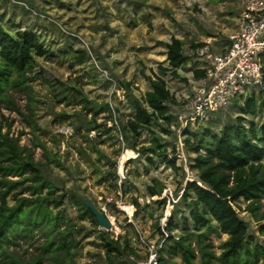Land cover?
<instances>
[{"label":"rangeland","instance_id":"rangeland-1","mask_svg":"<svg viewBox=\"0 0 264 264\" xmlns=\"http://www.w3.org/2000/svg\"><path fill=\"white\" fill-rule=\"evenodd\" d=\"M239 3L240 0H0V23L12 31L35 32L47 50L28 72L27 87L10 91L18 109L0 103L2 132L25 147V154L32 153L34 161L45 165V173L58 186V193L67 191L68 198L61 207L81 229L76 264H134L135 258L147 257L152 245L163 249L161 264H186L180 254H171L167 249L185 236L184 217L193 228L188 208L182 205L173 216L178 224L172 232L174 238L167 241L158 229L161 226L168 235L165 228L174 205L187 181L197 177L190 167L196 153L184 147L182 154L179 148L180 139L188 135L183 134L178 113L198 86L200 77L196 72L202 70L203 63L195 54L196 47L211 42L213 50L220 51L230 43V35L237 29ZM173 38L183 41L187 57L176 73L163 70L170 68L166 45ZM260 61L264 65V54ZM158 76L165 79L174 98L168 103L169 119L153 121L139 130L138 136L128 133V143L120 129L122 121L133 117L127 94L131 91L135 97L145 99L151 88L148 78ZM251 95L257 101V112L248 115L246 121L264 122V89L249 88L227 108L212 113L209 121L190 123L191 131L202 133L210 127L211 134L219 133L241 114L240 106ZM106 103L113 108V119L104 108ZM100 107L103 109L98 110ZM154 139L166 145L178 169L147 150L155 145ZM96 148L101 151L100 157ZM114 169L117 189L114 180L102 178L104 171ZM8 178L18 180L22 176ZM27 185L25 182L18 189ZM149 186L164 188L163 194L151 196ZM15 191L7 198L9 205L15 203ZM23 196L29 197L30 191ZM75 196L77 200L94 201L109 217L112 229L94 224L87 215L81 219L79 202L72 198ZM163 199L165 204L158 202ZM249 203L241 199L237 209L249 225L253 237L250 245L255 246L264 243V221L258 219L264 211V198L256 214L248 210ZM102 231L123 246L128 241L135 253L109 263ZM208 235L204 244L217 257L211 258V264H232L219 259L228 234L213 229ZM42 242L43 239L20 241L10 249L30 259L40 253ZM192 243L195 245L194 238ZM261 263L262 260L256 264ZM41 264L52 262L44 260ZM193 264H203L200 254Z\"/></svg>","mask_w":264,"mask_h":264},{"label":"trees","instance_id":"trees-1","mask_svg":"<svg viewBox=\"0 0 264 264\" xmlns=\"http://www.w3.org/2000/svg\"><path fill=\"white\" fill-rule=\"evenodd\" d=\"M183 44L182 40L173 38L166 45L170 68L162 67L163 70L176 73L180 66L186 64ZM46 53L41 37L35 32L23 29L12 31L6 24L0 23V103L4 102L9 109H18L10 91L27 87L28 72L35 66L36 59ZM80 61H83V57ZM196 74L201 77L203 70ZM148 80L151 88L145 99L135 97L131 91L127 94L133 117L127 122L122 121L120 128L127 142L128 133L138 136L139 130L149 127L153 121L159 118L169 119L168 103L174 98L165 79L158 76L149 77ZM126 85L129 87L130 83ZM104 108L113 119L112 106L106 103ZM101 109L103 107L98 110ZM256 112L257 101L251 95L245 105L240 106L241 114L224 125L219 133L211 134L210 127H205L202 133L191 131L190 126L184 130L183 134L188 135L184 139L185 147L196 153L190 167L197 177L187 181L178 203L174 205L175 209L165 228L168 236H165L161 226L158 229L167 241L174 238L172 232L178 224L173 216L181 210L182 205L188 208V217L193 221V228H190L189 219L184 217L185 236L167 249L171 254H180L186 264H193L198 254L201 255L203 264H211V258H217L204 244L209 236L208 231L213 229L229 236L223 243L224 252L219 257L221 261L256 264L262 260L261 264H264V243L250 245L253 237L250 235L249 225L237 209L238 201L245 199L250 201L248 210L256 214L259 203L264 198V122L257 124L252 120L246 121L248 115H255ZM154 143L147 150L160 161L178 169L176 160L168 156L166 145L158 139H154ZM25 150L9 133L2 132L0 123V262L41 264L48 260L52 264H76L75 258L81 249L78 239L81 229L78 222L61 207L68 198L67 191L58 193V186L45 173V165L34 161L32 153L25 154ZM173 152H177L176 147ZM96 153L100 157V149L96 148ZM148 158L153 161L152 157ZM9 176H22V179L13 180ZM102 178L114 180L117 189L116 169L104 171ZM25 182L28 185L18 189ZM149 189L151 196H161L164 191V188L154 186H149ZM14 190H17L12 194L15 203L9 205L7 198ZM26 191H30L29 197L23 196ZM72 198L77 200L76 196ZM77 201L82 212L81 219L87 215L94 224L99 225L85 200L80 198ZM91 202L104 213L94 201ZM158 202L165 204L166 199ZM135 205L140 207L136 200ZM258 219L264 221V211ZM101 236L106 251L105 259L109 263L129 253H135V249L129 247L128 241L123 246L106 231H102ZM37 238L43 239L40 253L30 259H25L10 249L20 241L35 242ZM162 250L160 249V261L164 260Z\"/></svg>","mask_w":264,"mask_h":264},{"label":"built area","instance_id":"built-area-1","mask_svg":"<svg viewBox=\"0 0 264 264\" xmlns=\"http://www.w3.org/2000/svg\"><path fill=\"white\" fill-rule=\"evenodd\" d=\"M195 52L202 60L203 75L193 97L178 113L182 131L190 123L209 121L212 113L227 108L249 88L264 89V65L260 61L264 54V0H240L237 29L224 49L214 51L212 43L206 42ZM184 147L180 139L182 154ZM160 249L149 246L147 257L135 258L134 264H161Z\"/></svg>","mask_w":264,"mask_h":264},{"label":"water","instance_id":"water-1","mask_svg":"<svg viewBox=\"0 0 264 264\" xmlns=\"http://www.w3.org/2000/svg\"><path fill=\"white\" fill-rule=\"evenodd\" d=\"M85 203L95 215L100 227L105 228L107 230L112 229L113 224L105 213L100 212L91 201L85 200Z\"/></svg>","mask_w":264,"mask_h":264}]
</instances>
